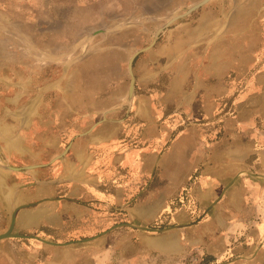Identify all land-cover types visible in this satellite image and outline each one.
I'll return each mask as SVG.
<instances>
[{"label": "rangeland", "instance_id": "1", "mask_svg": "<svg viewBox=\"0 0 264 264\" xmlns=\"http://www.w3.org/2000/svg\"><path fill=\"white\" fill-rule=\"evenodd\" d=\"M201 1L0 0V139L13 146L24 143L18 167L36 166L39 155L46 161L54 155V147L42 142L63 150L100 126L114 130L115 139L107 144L114 145L112 151L119 144L129 149L146 144L152 129L162 134L158 138L165 147L188 131L209 147L230 141L227 129L240 130L238 119L264 127V117L255 114L264 101L257 100L264 94V0H212L173 23L136 58L135 93L127 101L130 58L150 46L163 25ZM103 29L113 31L96 34ZM46 164L54 167L56 161ZM31 172H20L26 186ZM155 185L156 176L148 188ZM170 205L172 213L196 210L185 189ZM168 213L161 216L164 226L154 230L173 227ZM117 226L87 228L90 233L83 235L77 232L82 228L69 229L73 232L64 244L78 255H96L98 236L122 228ZM16 235L27 238L2 240L1 251L13 260L0 264H48L50 243L64 245L36 239L47 241L39 231ZM231 257L194 252L180 260L232 264ZM244 258L246 264H264V255Z\"/></svg>", "mask_w": 264, "mask_h": 264}, {"label": "crops", "instance_id": "2", "mask_svg": "<svg viewBox=\"0 0 264 264\" xmlns=\"http://www.w3.org/2000/svg\"><path fill=\"white\" fill-rule=\"evenodd\" d=\"M262 98L259 93L257 100ZM256 109L264 117V101ZM237 124L240 130L227 129L230 141L209 147L195 131L165 147L162 134L152 129L146 144L132 149L119 144L112 151L114 145L107 144L114 141V130L104 126L63 150L42 142L54 147V155L47 161L38 156L27 186L25 173L6 167L19 168L24 143L13 146L0 139V235L9 230L15 211L14 233L39 231L41 238L63 244L74 228L84 229L77 231L81 235L120 224L161 228V216L172 213L170 202L185 189L196 210L172 213L168 226L178 228L164 233L118 228L96 241V255L54 245L48 264H185L180 259L194 252L217 259L231 255L232 264H246L244 257L264 255V127L242 119ZM54 161V167H43ZM154 176L158 185L148 188ZM3 244L0 260L12 261L1 251Z\"/></svg>", "mask_w": 264, "mask_h": 264}, {"label": "water", "instance_id": "3", "mask_svg": "<svg viewBox=\"0 0 264 264\" xmlns=\"http://www.w3.org/2000/svg\"><path fill=\"white\" fill-rule=\"evenodd\" d=\"M210 1H212V0H202L201 2H199V3L195 4V5H193L192 7H190L185 13L173 17L170 21H168L165 25H163L155 33L154 39H153L152 43L150 44V46L141 49L140 51L136 52L130 58L129 64H128V69H129V73H130V77H131V82H130L129 92H128V96H127V101L128 102H130L132 100V98L134 97V93H135L136 77H135V73H134V62H135L136 58L140 54L151 50L155 46V44L157 43L160 34L164 30H166L167 28H169L173 23H175L176 21H178L180 19H183V18L189 16L190 14H192L193 12H195L196 10H198L201 7H203L206 4H208ZM110 31H113V30H105V29H103V30L97 31L96 34L108 33ZM104 121H105V119L103 120V122ZM100 123H102V122L97 123V125H99ZM86 134H88V133H86ZM86 134H84V135H86ZM6 167L8 169H10V170L17 171V172H23V171H26V170H32V169H35L36 168V166H29V167H24V168H14V167H11V166H6ZM16 213H17L16 211L13 212L11 226H10L9 230L6 233H3V234L0 235V241L5 240V239H10V238H27L26 236L16 235V234L13 233V230H14L15 224H16ZM125 226L134 227L136 229L143 230V231H152V232H156V233H163V232L170 231V230H173V229H176V228L179 227V226H173V227L165 228V229H162V230H154V229H151V228H148V227L134 226V225H131V224H122V225H119L117 227H125ZM107 233L108 232H104L101 235H99L98 237L104 236ZM35 238L38 239V240H40V241H42V242L50 243V242L45 241V240H42V239H40L38 237H35ZM50 244L58 245V244H55V243H50Z\"/></svg>", "mask_w": 264, "mask_h": 264}]
</instances>
